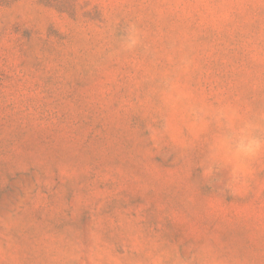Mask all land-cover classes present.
Wrapping results in <instances>:
<instances>
[{
	"label": "rangeland",
	"instance_id": "obj_1",
	"mask_svg": "<svg viewBox=\"0 0 264 264\" xmlns=\"http://www.w3.org/2000/svg\"><path fill=\"white\" fill-rule=\"evenodd\" d=\"M0 264H264V0H0Z\"/></svg>",
	"mask_w": 264,
	"mask_h": 264
}]
</instances>
